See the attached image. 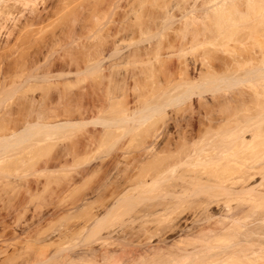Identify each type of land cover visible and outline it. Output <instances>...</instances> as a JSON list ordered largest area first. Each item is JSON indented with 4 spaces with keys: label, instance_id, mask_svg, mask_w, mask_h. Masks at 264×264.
I'll list each match as a JSON object with an SVG mask.
<instances>
[{
    "label": "bare ground",
    "instance_id": "bare-ground-1",
    "mask_svg": "<svg viewBox=\"0 0 264 264\" xmlns=\"http://www.w3.org/2000/svg\"><path fill=\"white\" fill-rule=\"evenodd\" d=\"M57 1L62 8L67 4ZM144 2H127L123 15L133 19L106 27L92 49L82 43L80 51H87L82 57L80 52L71 59L76 50L72 57L68 53L69 60L42 64L46 38L35 43L33 25H43L56 11L38 9L37 0H0L5 38L0 42V167L27 160L28 144L92 122L80 120L94 103L85 101L87 109L82 103L86 88L71 92L73 75L95 72L113 81L121 66L139 64L129 73L131 93L156 96L144 114L120 101L128 86H119L120 115L101 121L84 137L86 143L71 149L70 157L75 153L82 160L97 140L129 126L141 140V151L132 161L121 154L129 162L120 160L125 166L119 171L66 170L78 162L67 148L59 165L53 161V168L39 169L47 177L49 172L68 175L50 176L58 182L50 212L18 200L1 207L0 264H264V0H150L147 7ZM104 4L101 8L108 9L111 2ZM92 5L94 16L106 10ZM124 38L140 45L123 51ZM75 115L80 119L73 120ZM124 120L133 123L122 125ZM40 176L23 178L24 193H38L31 182L38 184ZM19 181L2 179L0 190L5 194Z\"/></svg>",
    "mask_w": 264,
    "mask_h": 264
},
{
    "label": "rangeland",
    "instance_id": "rangeland-1",
    "mask_svg": "<svg viewBox=\"0 0 264 264\" xmlns=\"http://www.w3.org/2000/svg\"><path fill=\"white\" fill-rule=\"evenodd\" d=\"M37 1H38V5H37L38 6L37 7L38 9H42V8L52 9L53 8V10L56 11L55 12L56 14L54 13V15H52L48 20H46L43 23V25H41V24H38L39 26L38 25H33L34 27H36V29L32 26V28H34L33 34H36L37 35L36 37H38V38H36L35 43L37 42L38 39L41 40V38H39V37L46 38L45 39L46 41L43 40L45 42L43 44H41L42 41L41 42L40 41L37 42L38 45L41 44V51L43 50L42 48H44L46 46L44 48V50L42 51V55L40 56L41 59L39 57L40 60L38 61V62H41V60L43 61V59H44V61L41 62L42 64L43 63H47V62H52L51 60H54V61H56L57 59L59 60L60 57H61V59L66 58L67 60H69L70 59V56L72 57L79 50L77 52V55H74L71 58V59H74V58L75 59L76 58L78 59V57L80 56L79 53L81 52L80 50H82L84 48V47L81 46L82 43H83L84 46L87 45L85 48H88V46H89L92 49V46H93L92 44H94V46L98 44V42H99V40L101 38V35H102L101 33H103V31L106 30L105 29L106 27L107 28H110V25H113L112 24L113 22H114V25H115V23H117V22L120 24V22L122 23V21L125 22L126 20H128V22H130L129 20L130 19L131 20L133 19L132 16H131V14L130 15L129 14L126 15L128 12L125 13L124 15H123L124 12H122V11H125L126 12V10L128 9L127 8L128 6L126 5V3L129 2V1H131V0H106V1L104 0L106 3H108V6H109V4L111 2L110 8L108 7V9H107L106 6H104L102 8H106V10H108V12H106L105 9H103V10H105L103 12L100 11L101 13L98 11V13H100V14H98V13L95 12L96 15H97V20H94V17L96 19V15L94 16V15H92L90 13L91 12L90 11V6L92 4H94L96 6L95 7L96 10H100V9H102L101 8V4L102 3L103 4L105 3L103 0H67L66 3L68 5L67 4H65V5L63 4L65 6L64 8L59 7L60 3H58L57 0L56 1H54V0H40V2H39V0H37ZM144 1L145 2H144L143 5H145L146 7L149 6L150 0L149 1L148 0H144ZM96 3L98 5H96ZM53 5H55V6H53ZM104 5H107V4H104ZM60 6H62V4ZM92 6H91V8L94 9ZM146 7H144V9ZM113 10L116 11V12H114ZM70 12H71V14L74 13L73 16H75V18L73 19L74 20L73 22H72V20H70V19L73 18V17H71L72 16L71 14L69 16V13ZM112 12H114V13H112ZM120 13H121V15H120ZM91 16H94V17H91ZM123 16H125V17H123ZM130 16H131V18H130ZM111 18H112V20H111ZM128 18H130V19H128ZM117 19L118 20H121V21H118ZM128 22H125V23H128ZM18 23H19V21L17 22V24ZM78 30H79V32H78ZM35 31H37V32H35ZM51 33L54 34V38L56 39L57 42L55 41V39L52 38L53 34L51 36V39L48 38L51 35ZM45 36H47V37H45ZM56 36H58V37L56 38ZM1 37L2 36H0V38ZM11 37H12V35H11ZM58 38H60V39H58ZM31 39L29 41H31ZM1 40L3 42V40H5V38L2 37V39H0V42H1ZM51 40H53L55 42H53ZM134 40L131 42V41L128 40V38H126V39L124 38L121 41V43H120V45H122V47H123L122 50L124 51L126 49H130L131 48V45H132V48L136 47L137 45H140V44H138V42H136ZM47 41L48 42L50 41L49 42L50 44ZM95 41H96V43H95ZM46 42L48 44H46ZM29 43H24L25 45L23 44L22 46L24 48H26V47L29 46ZM141 44H143V43H141ZM78 46L79 47L81 46V48L79 49ZM26 50H28V48H26ZM30 50H31V48H30ZM82 52L84 53V52H87V51L86 50H83ZM82 52L80 53L81 54L80 57H82L84 55ZM65 53H66V55H65ZM68 53H69V55L71 54L69 56V58H67L68 57L67 56ZM43 57H45V58H43ZM173 58L174 57L172 56V60L171 59H168V63H170V64L171 63H174L173 61H174L175 58L174 59ZM79 59H81V58H79ZM58 60H57V62H58ZM63 60H65V59H63ZM169 60L172 61V62H170ZM107 61L108 60H106V62ZM104 62L105 61H103L101 63V65L103 64V66H104V65L108 64V62L107 63L105 62V64H104ZM123 66L124 67L121 66L120 68H118L120 70L118 71V73L116 75V78H113V81H115V83H116V84L114 83L115 85H113V81L112 80L106 82V79L104 77L100 76L101 75L100 73H99V75H97L98 73L96 74L95 72H91V73H88L84 77H81V76L79 77V76H74L73 75V77H76V80L73 81V83L71 85V89H70L71 92L72 93H74V92L75 93H78V92L81 93V89L83 90V89L86 88L87 89V91H86L87 92V95L84 94L85 96H84V98H82L83 99L82 100V103L85 104V101L86 102L88 101L89 103L90 102L91 103L93 102L94 104H96L95 107H97V109L94 108L93 107L94 104L92 103L93 106H91V107L93 109H91L90 106L87 109V106L86 105H88L89 103L85 104L86 109H87L86 112L85 111L81 112V113H83V115L81 114L82 116L75 115V118H73V120H76L77 119L76 116L77 117L80 116V118H81V119L79 118L80 120H83L84 118L87 119V121H88V119H92V122H85L83 124H78V125H75V126L69 128V129L64 130L62 133L54 134L52 136L54 139L53 140H48V142L38 143V144L37 143H31V144H28V143L23 144L22 143L21 146H24V145L26 146L28 144L26 146L27 147L26 149H28V153L25 152V154H23V155L26 156V155L30 154L28 156H31V160L29 159L30 157L27 156V160L24 161L25 163L24 162L23 163L22 162H20V163H12V164L10 163V164H7L5 167H2V166L0 167V180H2V179L15 180L16 179V181H19V180H17V178L18 179L21 178L20 180H23L22 182L19 181L20 182V185H18L17 187H11L10 188V186H8L9 188H6L5 189V190H7V192H6L7 194L5 193L6 195L4 194V192H5L4 190H2L3 193L0 190V199L4 197L3 199H1L2 201L0 200V208L4 205L3 206V209H4L5 206H6V204L9 203V202H11V201H12V203H16V202L19 201L18 202V205L21 204V206H22V203H23V205H26L27 204L26 205L27 207H29V206H32L33 207L34 205H38L39 206V204H40V206L37 207V208H40V210L43 209V210H47V211L50 212L51 211V208H52L51 200H52V197H53L51 191L53 190V188L54 189L58 188V186L56 185V183H58V182L54 183V181H52V179L50 181V178L51 177H54V178L57 177V178H59V177H61V175L60 176H58V175L55 176L53 174H49V173H51V172H49L48 173V176L49 177H47V174H46V176L43 175V173L45 172V170L43 172V171H39V169L41 167H43V165H47V164H48V166H47L48 168L49 167L50 168H53L55 166V164H56V166L59 165L60 164L59 162H61V159L64 157V156L62 157V153L64 154V152H66V151L68 152V149L69 148H70L69 150H71V149L73 150L74 149L73 147L76 148L77 146H78V148H80L79 146L81 144L87 142V140H86L88 138V135L87 134H89L93 130H96V129L98 130L101 127V125H102L101 121H104L105 119H108L110 117H114L116 115L119 116L120 115V112H118V108H119V105L121 106L122 102H123L124 105H126V107H129V109H132V108L135 109L136 108V109H139L142 113L148 114L149 107L151 106V103H153L154 100L156 99L155 94L154 93H148L147 91H142V90H137V91H135V93L134 92L131 93L132 91L130 90V87H129V86L132 85L131 84L132 83V80H130L131 78H130V75H129V73H131L130 70H135L136 71L137 69H135V68L140 67V65L139 64L136 65V67L134 69L132 68L133 65L130 66V64H126L127 68H125V65H123ZM121 68H124L125 70L124 69H121ZM67 69L68 68H66L65 70H67ZM104 70L105 69H103L102 72H104ZM124 72H126V73H124ZM140 75H142V74H140ZM160 76L163 77V74L162 73H158L156 71V74H155L154 77L160 78ZM139 77H141V76H139ZM70 78H71V76H70ZM117 79H118V81H116ZM141 79H138V81L140 80V82L141 81L144 82ZM160 80H161V78H160ZM122 81L124 82V84H123ZM108 82H111V83H109L110 85L108 84ZM119 82H121V83H119ZM117 83L119 85H117ZM104 85L105 86L108 85L107 86L108 87V90L111 88V90H109L111 94L109 93V91L107 90L106 87H103ZM116 85L118 87H113V86H116ZM123 85L124 86L125 85L128 86V87L125 86V87H127V90H125L127 93H125L124 94L125 96L123 95V97H120V96L118 97L120 99V101H122L121 103H118L117 101L119 99H117V95H119V94L122 95L121 93L118 92V90L121 87H123ZM83 86H84V88H82ZM119 86H120V88H119ZM116 88H119V89L116 90ZM104 90H107V91H104ZM38 92H40V90H38L37 93ZM47 92L48 91H46V97H48V93ZM107 93H108L109 97L107 96ZM84 104H83V107H84ZM92 104H90V105H92ZM98 104L100 106V109L98 108L99 106H97ZM83 107H81V109ZM58 109L60 111V108H58ZM89 109H91V110H89ZM74 114H76V113H74ZM74 114H73V116H74ZM60 117H62V116H60ZM60 117L58 116L56 118L59 119ZM82 117H83V119H82ZM79 119H77V120H79ZM120 123L122 125H132L133 121H131V120H127V121L124 120V121H121ZM133 133H134V135H133ZM86 136H87V138H84ZM136 137H138V136H136V134H135L134 131H131V128L129 130V126H127V127H120L118 129H115L110 135L104 136L103 138L97 140L95 143H93V145L90 146V144H89V146L91 148L88 147V151L86 149V151H84L83 154H81L82 152L80 150L81 153H79V156H80V154L82 155V157L80 156L82 158V160H79L77 158V156H74L75 153H74L73 157L71 156L72 157L71 158L70 157V155H72V150H71V154H69V157L72 160H73L74 157H76L75 159H78V160H75V161H78V162H76L77 164L75 163V165H74L73 163H71L72 160L68 157V155H66L65 157H67L68 158V161H70V163H71V165L69 164V166L66 168V170L68 169V170H71L72 172H76L77 168H79L77 171L80 173L81 172L80 168L82 169V171H84L83 169H85L87 167L96 166V167H99L100 169H102V168L105 169L106 168V170L108 172L114 174V172L116 173V171H119L120 168H122V167L125 166L123 164L124 162H126L127 160L132 161V156L133 155L134 156H137V154L140 153L141 148L138 149V146L139 147L142 146V145L139 144V142L141 140L138 141L139 138L137 139ZM83 140H84V142H83ZM79 142H80V145H79ZM147 143H148V138H147V140H146V142L144 144H147ZM65 145H66V148H65ZM72 145H74V146H72ZM75 145H77V146H75ZM70 146H72V147H70ZM60 148H63V150H61ZM89 148H90V152H89ZM122 151H124V152H122ZM69 153H70V151H69ZM125 153H127L126 154L127 157L125 156ZM121 154H124L125 157L122 156ZM121 156L124 157V158H126L127 160L124 159V162H123L122 161L123 159L121 160ZM134 156H133V158H134ZM58 157H60L61 159L59 158L60 159L59 160ZM44 160H46V162H43ZM57 160H59V162ZM120 160L123 163H121ZM53 161H54V163H53ZM56 161L59 164H57ZM15 162H19V161H15ZM128 162H126V163H128ZM40 163H43V164L41 165ZM52 163L54 164V166L52 165ZM74 169H76V170H74ZM66 170H64V171H66ZM46 172H48V171H46ZM41 173H42L43 176H40ZM60 173L61 172H58V171L56 172V174H60ZM77 173L75 174L76 176L74 174H71V175H74V177H77V175H78ZM38 174H40V175H38ZM62 174H64V173H62ZM65 175H67V174H65ZM71 175H70V177H71ZM36 176H40L41 177V178L40 177H37V178H39L38 179L39 180L38 181L39 183L38 184H37V182H36V184L34 182H31V183H32V185L34 184L33 185L34 186L33 188L36 187L38 189V193H36V195L33 194L34 196L33 195H29L26 192L24 193L25 190H24V188H22L23 187V184H25V183H23L24 182V179H26V180H33V179H35L34 177H36ZM63 177H61V178H63ZM46 178H49V179L46 180ZM61 178L59 179L60 181H61ZM65 179H62V180L66 181ZM102 181H104V180H102ZM43 183H45L46 186ZM61 183L63 184L64 182L63 181L60 182L59 186L60 185L62 186ZM36 185H39L40 187L39 186L37 187ZM20 186H22V187L20 188ZM63 186H65V184ZM12 188H15V191L14 190H11ZM40 190H42V191L40 192ZM10 192H12V193H10ZM7 195H8V197L10 195L11 198L10 199H7L6 198ZM27 195H29V197ZM14 198H15V200H14ZM27 198L28 199L30 198V199L28 200ZM16 200H18V201H16ZM45 204H47V205H45ZM0 211H2V208H1ZM1 214H2V212H1ZM1 214H0V216H3ZM26 215H27V213H26ZM35 220L36 219H34V221Z\"/></svg>",
    "mask_w": 264,
    "mask_h": 264
}]
</instances>
